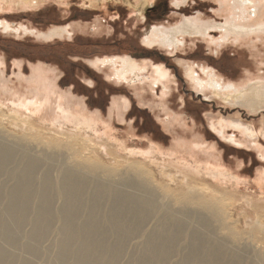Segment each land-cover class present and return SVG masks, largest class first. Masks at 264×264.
Wrapping results in <instances>:
<instances>
[{
  "label": "rangeland",
  "instance_id": "obj_1",
  "mask_svg": "<svg viewBox=\"0 0 264 264\" xmlns=\"http://www.w3.org/2000/svg\"><path fill=\"white\" fill-rule=\"evenodd\" d=\"M3 1L1 8H13H0V21L13 29L0 26V131L24 145L64 154L86 174L133 176L172 202L188 181L221 207L217 216L208 213L221 242L232 249L233 242L250 241L264 250L263 234L251 231L257 222L264 225V92L249 98L254 106L228 103L213 88L201 91L186 69L195 65L207 79L204 65L226 83L264 91V35L221 47L199 35L185 36L177 49L144 42L152 26H176L186 16L223 22L218 0H188L181 7L176 0ZM21 25L36 30L16 31ZM55 26H68L71 34L43 35ZM211 31L213 38L221 35ZM118 54L147 65L142 82L116 80L111 66L94 64L98 57ZM157 65L169 76L153 88L150 76ZM72 112L97 117L96 129L78 123ZM221 123L227 124L224 136ZM241 125L253 135L237 128ZM58 143L63 145L52 146ZM79 154L93 165L83 167ZM218 160L224 166L219 178L209 174L208 163ZM232 230L242 233L240 238L232 237Z\"/></svg>",
  "mask_w": 264,
  "mask_h": 264
},
{
  "label": "bare ground",
  "instance_id": "obj_2",
  "mask_svg": "<svg viewBox=\"0 0 264 264\" xmlns=\"http://www.w3.org/2000/svg\"><path fill=\"white\" fill-rule=\"evenodd\" d=\"M218 1L219 10L225 14L223 22L186 16L176 26H152L144 42L150 47L158 44L177 49L185 45L187 36L199 35L221 47L227 41L264 35V0ZM187 2L176 0V5L181 7ZM3 3L0 0V8ZM0 26L13 29L8 21L1 20ZM212 29L221 30V35L213 38ZM15 30L33 33L36 29L21 25ZM65 33L71 34L68 26H55L43 35L50 38ZM96 63L111 66L116 80L137 83L145 79L147 65H140L129 55L98 57ZM194 66L188 64L186 68L192 82L201 91L213 88L224 94L228 103L251 106L249 98H259L264 92L262 86L247 83L240 89L226 83L214 69L204 65L200 69L207 79H203ZM168 76V71L157 65L150 76L152 87H158ZM63 107L67 117L71 116V109ZM72 113L78 123L96 129L97 117ZM221 124L218 131L224 136L227 124ZM240 127L253 135L247 127ZM21 142L0 131V264H264V250L258 245L233 242L231 249L221 242L218 227L208 216L209 212H217V216L221 207L191 187L190 182L173 188L176 192L172 202L156 188L140 185L133 176L121 174L119 179H109L105 174H86L85 169L70 165L64 154ZM57 145L63 144L52 146ZM80 156L84 158L83 167L93 165L92 158ZM208 163L213 169L209 174L219 178L223 164L219 160ZM260 223L254 224L251 231L263 234L260 238L264 249V225ZM231 233L237 238L242 234L236 230ZM137 237L138 242L133 244Z\"/></svg>",
  "mask_w": 264,
  "mask_h": 264
},
{
  "label": "crops",
  "instance_id": "obj_3",
  "mask_svg": "<svg viewBox=\"0 0 264 264\" xmlns=\"http://www.w3.org/2000/svg\"><path fill=\"white\" fill-rule=\"evenodd\" d=\"M153 47V46H152ZM88 65V64H87ZM36 80H38V78L36 79ZM30 102H34V100H29ZM36 102H34L33 104H35ZM65 111H67V110H65ZM64 111V112H65ZM66 113V112H65Z\"/></svg>",
  "mask_w": 264,
  "mask_h": 264
},
{
  "label": "flooded vegetation",
  "instance_id": "obj_4",
  "mask_svg": "<svg viewBox=\"0 0 264 264\" xmlns=\"http://www.w3.org/2000/svg\"><path fill=\"white\" fill-rule=\"evenodd\" d=\"M160 7L158 6V9H159Z\"/></svg>",
  "mask_w": 264,
  "mask_h": 264
}]
</instances>
